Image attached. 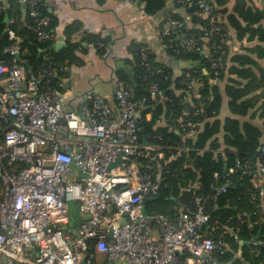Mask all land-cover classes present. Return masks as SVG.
I'll return each instance as SVG.
<instances>
[{"label": "built area", "instance_id": "1", "mask_svg": "<svg viewBox=\"0 0 264 264\" xmlns=\"http://www.w3.org/2000/svg\"><path fill=\"white\" fill-rule=\"evenodd\" d=\"M40 1L19 0L34 18L38 35L51 41L49 18L37 9ZM191 2L200 15L212 17L209 0H177ZM181 24L162 19L158 33L161 38L171 33L170 41L184 38L182 51H199ZM5 33L9 42L2 54L11 59L0 60V264H192L181 259L183 253L194 258L193 264H264L259 258L264 238L258 236L245 244L258 261L217 258L215 252L224 254L226 245L204 229L209 196L193 192L189 205L174 215L144 213L143 200L160 188L159 161L165 157V146L146 141L140 128L147 100L159 97L157 83L149 85V96L134 98L131 86L116 78L112 103L90 92L74 110L65 103L63 81L53 86L41 74L27 78L19 60L21 38L9 26ZM140 50L149 68L148 48ZM42 73L55 76L48 69ZM178 123L188 126L181 117ZM260 150L264 155V143ZM241 171L252 175L264 194V160L255 166L246 161ZM227 187L226 182L217 192Z\"/></svg>", "mask_w": 264, "mask_h": 264}, {"label": "trees", "instance_id": "2", "mask_svg": "<svg viewBox=\"0 0 264 264\" xmlns=\"http://www.w3.org/2000/svg\"><path fill=\"white\" fill-rule=\"evenodd\" d=\"M143 1L145 13L152 17H158L167 4V0ZM209 1L212 4V17L200 15L194 2L179 4L177 0L172 1L176 11L162 15L163 20L181 22L180 29L184 35L193 38L200 50L204 51L203 54L194 48L182 51L180 45L184 38L170 41L171 33L162 37L168 55L198 65L191 66L186 72L187 76L174 80L169 65L156 61L149 47L137 42L131 44L132 58L128 61L134 71L136 86L133 88L122 71H117L116 76L131 86L134 98L149 96V85L152 83H157L159 89V97L147 100L140 118L143 138L165 146V157L159 161L162 166L160 188L155 195L143 201L144 213L151 218L157 214L174 215L186 204L189 205L193 192L209 196L210 218L204 229L217 243L226 245L224 254L215 252L217 258L226 263L232 257L256 262L259 259L249 253L245 244L252 236L264 238V194L259 192L252 175L242 173L241 169L246 161L255 166L264 160L260 150L264 143V68L259 67V81L254 78L240 86V82L236 81V85L232 80V84L226 85L224 95L229 97L227 107L232 116L224 121L220 118L222 90L214 79H223L233 36L238 41L250 43L245 49L264 59V2L235 0L229 8L228 5L223 6L228 0ZM37 9L46 15L43 0L38 3ZM8 26L21 38L19 60L26 67L27 78L41 74L43 81L49 80L48 83L57 86L66 66L82 62L76 54L78 44L75 42H69L60 50L48 49L51 41L38 35L34 18L29 15L28 9L22 11L19 0H0V55L3 56L0 60L8 62L11 59L10 55L2 54V48L9 42L5 33ZM51 26L50 22L46 29L50 31ZM91 40L97 54L103 56L108 39L94 37ZM142 46L148 48L149 68L142 58ZM250 58L245 54L233 56L238 62L243 60L244 64L257 65L256 60ZM213 62L216 66L212 65ZM157 68L161 71L155 72ZM202 68L208 74H204ZM43 69L52 70L55 76H46L42 73ZM238 72L242 76L250 71L246 68ZM193 79L200 84L198 97L186 84ZM256 88H261L262 92L254 94ZM147 113L150 114L149 119L146 118ZM257 116L262 119L260 123L255 119ZM180 117L188 124L185 128L179 126ZM200 123L201 127L197 128L196 125L199 127ZM191 127L193 136L186 137ZM176 146L182 149L177 150ZM204 146L206 150L202 153L197 150ZM230 168L234 171L229 173ZM215 173H218V177ZM226 182V190L218 193V187ZM181 257L195 263L189 253H183ZM259 258H264V249Z\"/></svg>", "mask_w": 264, "mask_h": 264}, {"label": "crops", "instance_id": "3", "mask_svg": "<svg viewBox=\"0 0 264 264\" xmlns=\"http://www.w3.org/2000/svg\"><path fill=\"white\" fill-rule=\"evenodd\" d=\"M264 2V0H262ZM235 0H228L223 6L231 8ZM22 11L25 8L21 5ZM43 9L49 18L52 26L50 32L53 35L51 44L56 42L64 43L65 47L69 42L78 44L76 54L82 62L71 64L64 69L61 81L64 83V95L67 97L65 103L68 107L79 110L84 103V97L90 92H96L105 96L110 103L113 102L112 83L119 80L116 76V64L124 61L128 67V61L132 58L130 47L133 42L143 43L154 53L156 61L169 65L172 70L173 79L182 77L191 66H196L190 61L189 65L180 64L182 58H175L167 54L166 46L158 33V24L162 15L169 11H176L172 0H167L166 7L161 14L148 16L144 10L143 0H43ZM75 28H77L75 30ZM72 29L74 30L72 32ZM94 37L108 39L106 53L103 56L97 54L95 45L91 42ZM250 46L246 41H238L233 36L232 47L228 53L226 61V71L223 79L214 82L218 85L222 93L223 102L221 106L220 118L231 117L227 103L228 96L224 94L226 85L240 82H249L252 79L260 80L259 67L264 68V59L256 57V53L248 52L245 48ZM61 48L54 49L60 50ZM206 53V52H205ZM245 54L256 60L257 65L252 63H242L233 59L234 55ZM248 60V58H246ZM189 61V60H188ZM243 64V65H242ZM198 66V65H197ZM132 68V67H131ZM248 69L240 76L238 71ZM123 72V71H122ZM204 74H208L202 68ZM124 73V72H123ZM255 76V77H253ZM238 81V82H236ZM194 96L198 97L199 82L190 85ZM261 88H256L254 94L261 93ZM179 93V91H176ZM150 118V114L146 116ZM260 123L258 116L255 118ZM224 121V120H223ZM203 124V123H202ZM201 127V123L196 125ZM192 137L193 133L185 134ZM199 152L206 150V147L198 148Z\"/></svg>", "mask_w": 264, "mask_h": 264}, {"label": "water", "instance_id": "4", "mask_svg": "<svg viewBox=\"0 0 264 264\" xmlns=\"http://www.w3.org/2000/svg\"><path fill=\"white\" fill-rule=\"evenodd\" d=\"M62 46H64V43L61 42H56L51 44L48 49H58L61 48ZM3 56L0 55V59H2ZM180 64H184V65H189L190 61L188 60H179ZM116 68L117 70H122L124 72V74L128 77L130 83L132 84L133 88L136 86V80L134 77V71L131 67H128L126 65V63L124 61H120L119 63L116 64ZM141 133L143 134L144 131L142 130ZM146 199H144L143 201H145Z\"/></svg>", "mask_w": 264, "mask_h": 264}, {"label": "rangeland", "instance_id": "5", "mask_svg": "<svg viewBox=\"0 0 264 264\" xmlns=\"http://www.w3.org/2000/svg\"><path fill=\"white\" fill-rule=\"evenodd\" d=\"M74 209L75 210L72 213V220H71V226L72 227H75V225H76V218H77L76 212L78 211L77 203L74 204Z\"/></svg>", "mask_w": 264, "mask_h": 264}]
</instances>
